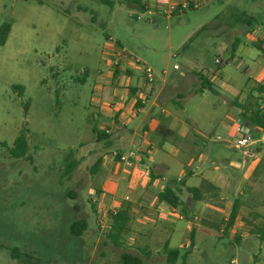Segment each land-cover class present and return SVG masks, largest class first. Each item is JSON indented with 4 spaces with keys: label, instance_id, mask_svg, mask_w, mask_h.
<instances>
[{
    "label": "rangeland",
    "instance_id": "rangeland-1",
    "mask_svg": "<svg viewBox=\"0 0 264 264\" xmlns=\"http://www.w3.org/2000/svg\"><path fill=\"white\" fill-rule=\"evenodd\" d=\"M187 3L192 9L164 17V7L147 0H0V28L9 30L0 46V264H121V254L141 264H264L263 144L259 167L248 183L241 182L243 196L233 201L232 191L221 193L225 202L195 217L192 239L185 227L194 217L178 211L168 220L165 229L172 234L164 237L178 252L173 262H166L161 243L146 226L133 223L119 235L108 223L99 227V204L102 211L117 212L127 195L123 190L117 200L105 197L106 163L118 151L127 158L129 149L115 142L108 147L111 137L96 141L92 129L102 134L111 122L97 110L111 102V92L120 100L117 91L135 88L142 66L152 70L153 94L141 100L146 107L154 102L156 123H142L152 132L142 139L139 128L135 145L154 148L146 153L148 168L163 160L172 167L168 175L176 177L187 167L193 174L212 170V159L241 161V151L230 145L238 113L264 114L260 85L252 82L253 66L264 59L248 38L264 27V0ZM247 20L249 26L242 22ZM235 40L240 45L230 58ZM117 55L132 62L130 74ZM201 78L216 95L199 93ZM115 82L117 88L103 86ZM140 119L121 125L135 127ZM171 119L176 131H184L183 140L179 132L170 136L159 130H171ZM19 137L27 149L17 159L10 152ZM200 155L204 161L198 163ZM68 157L79 168L65 179ZM98 160L101 166L92 174ZM88 189L95 203L86 196ZM183 203L185 210L194 205L190 197ZM232 206L236 217L225 230ZM76 207L73 220L86 223L79 239L69 232L70 215L64 212Z\"/></svg>",
    "mask_w": 264,
    "mask_h": 264
},
{
    "label": "crops",
    "instance_id": "crops-1",
    "mask_svg": "<svg viewBox=\"0 0 264 264\" xmlns=\"http://www.w3.org/2000/svg\"><path fill=\"white\" fill-rule=\"evenodd\" d=\"M186 1L187 0H147V2H150V4L155 3V5L158 4V6L161 5L164 8L168 5L179 6L181 3ZM261 30H258V32H256L252 36H248V38L251 37L253 39V42H251V46L254 48L255 46H257L258 49H255L261 54L264 59V27ZM236 41L237 43L235 44H237V48L235 50V53L240 45L238 40H235L234 42ZM253 67L252 82L264 87V62L259 66L254 65ZM125 69L130 74L128 65H125ZM116 84L117 82H115L114 84L104 83L103 86L112 89V87L117 88ZM116 94L121 95L123 98L118 100L113 97L114 93L111 92V102L108 104H102L97 110V113H102L104 114V116H106L104 118L105 121H111L110 123H107L108 126H110V130L108 129V127H106L107 129L105 128V132H107V134H105L104 132L107 137L109 136L107 140L111 137V141L107 142V146L109 147L110 145H112V142H115L120 146H125L127 148V151L129 149V154H133L134 156H136L137 161L131 160V168L126 170L123 166L119 165L116 162L117 160L111 161L109 159V162L106 163V172L104 174V179H101V183L103 186L101 188H104V192L106 195L105 197L111 199V201L118 199L116 195L118 192L126 190L127 193L125 194L127 195H124L123 199L126 197L128 201L122 202V198H120L121 202H119L120 204L118 203V210L116 212L123 213V218L126 220L125 228H128L129 225H133V223L138 226H146L145 229H151L150 231L156 234L158 241L162 245V248L164 246H167V250L169 251L171 250L169 246L170 239H168L169 237L164 236L168 234V232L172 234V229L166 230L165 227L168 223V220L173 216V214L181 211L184 212V214L188 215L190 219L191 217H194L193 219H191V226L185 227V233L190 234L193 231V227L196 226L195 223L192 222L196 221L195 217H198L197 214L199 212L201 215L205 213V211H210L213 206L216 205L217 201H226V199L220 198L221 193L228 195V193L232 191L233 201L243 196V194L240 192L241 182L248 183L254 171L257 170L260 162L262 161L260 146L262 144L264 145V132L246 124V128L251 133L253 139L249 146L250 148L247 150L248 155L245 156L241 151V157H243V160L241 161H236L233 158L220 159L219 161L212 159L209 164L210 166H213L212 170H210V168H207L203 171H200L198 174H193V171L187 169V167L183 175L181 174L176 177H171L168 174L172 167L167 164L166 161H159L151 168H148L145 165L146 153H153L152 150H154V148L152 147V145H150L149 148H145L144 145L142 146V143L140 145H135L136 139L138 138L139 128H141L142 139H146L147 133L152 132L148 130L146 126L141 127L142 123L145 120L151 123H156V121L151 117L153 106H155L154 102L146 107V102L144 104L141 100L143 98L142 96L144 95H147V97L145 98H148L150 95H152L153 89L145 85L140 78V81L135 88H127L126 93L124 89H120L116 92ZM160 94V91L157 92L154 95L153 100L155 101L156 97H158ZM140 100L141 104L138 105L136 101ZM135 104L139 108H134ZM239 114L240 113H238V116L241 117L242 114ZM138 117H141V119L135 127H127L129 125H121L123 123V120H126L125 122H127V119L136 120ZM170 121H174L175 123L176 120L171 119ZM176 126L177 125L175 123L174 127L171 128V130L161 128H159V130L163 132V135L167 134L170 136H173L175 132H179L180 134H177V137L180 140H183L185 138L184 131H182V129H177L176 131ZM157 132L159 131H156L155 133L157 134ZM232 136L233 131H231L230 134L231 141ZM230 145H232V142H230ZM158 148H160L158 149L159 152L167 155L163 146H159ZM132 149L134 151H132ZM233 150H235L234 147ZM115 154H117V156H122V153L120 151L115 152ZM200 156L201 157L197 160L198 163L204 161V156ZM68 160H70V163L74 165L70 174H63L65 179H69L73 174L74 169L79 168L77 167V163L75 160L73 161L69 157L67 158V161ZM246 160H250L251 164H247ZM101 161L99 167L101 166ZM215 164H220L222 167H217ZM194 177H197L198 179L194 180L193 185H191L190 181H192ZM164 189H169L171 190V192H173L177 200L176 207L172 208L164 203L158 202L157 195L163 192ZM188 190H195L196 193L194 194V197L191 193L187 192ZM86 196L89 197L88 199H90L93 203H95V199L92 198V190L88 189L86 192ZM66 197L75 198L76 196L72 193H67ZM188 197L192 198L194 205H192V208L185 210L183 201L187 200ZM98 203L99 202H97V204ZM195 204L201 206H198V208L197 206H195ZM227 207V204H224V210L227 209ZM96 209L95 210L98 214V217L101 215V213L111 210L107 209L102 211L100 209V204ZM64 212L65 214L70 215V222L67 221L69 232L70 228L75 223L84 222L82 219L76 221L73 220L75 219V214H79V210L77 207L73 210L66 208L64 209ZM84 224L86 230V223L84 222ZM108 224H110L111 226V220L108 222ZM197 228L206 229L205 227H199L198 225ZM82 234L78 237V239L82 236Z\"/></svg>",
    "mask_w": 264,
    "mask_h": 264
},
{
    "label": "trees",
    "instance_id": "trees-1",
    "mask_svg": "<svg viewBox=\"0 0 264 264\" xmlns=\"http://www.w3.org/2000/svg\"><path fill=\"white\" fill-rule=\"evenodd\" d=\"M190 10L192 9L191 4H187L186 9L182 10V12H184L185 10ZM175 13H178L177 10L171 14L172 16H174ZM243 24H245L246 26L250 25V20L247 21H242ZM8 27L7 26H3L0 28V46H3L7 35H8ZM237 43L234 42L233 45L231 46V50H230V58L233 57L235 50L237 48ZM256 49H258L257 46H255ZM226 65V64H225ZM208 92L211 95H216L215 91L213 90V86L212 84H210L209 82L206 81V79L201 78L200 82H199V93L202 92ZM258 93L260 96H264V87L260 86ZM242 120L245 122V124L250 125L253 128H257L261 131L264 132V114L259 112V111H255L253 113H247V114H242L241 115ZM92 133H94L97 137H96V141L97 142H101L104 139H107V135H105L104 133L102 134H96L95 129H92ZM14 149L10 152L11 156L13 158H23L25 156L26 153V142L22 137H19L18 139L15 140L14 144H13ZM73 165L70 162H67L66 167H65V172L64 175H68L71 173L72 169H73ZM100 165V161L98 160L95 165L93 166L91 173H95L96 170L99 168ZM188 193H191L194 197V194L196 193L195 190H188ZM157 200L159 203H164L172 208L176 207L177 205V200L173 194V192H171V190L169 189H164L163 192H161L160 194L157 195ZM236 217V209L234 206H232L231 208V213L229 216V219L226 223V227L225 230H229L235 220ZM125 222L126 220L123 218V213L119 212L116 214L115 217L111 218V226L110 229L114 232H116L117 235L121 234L123 232V230L125 229ZM85 230V224L84 222H78L75 223L71 228H70V233L78 238ZM192 233H190L191 235ZM261 240L264 241V235L260 236ZM114 238L112 237V240ZM191 239H192V235H191ZM164 252L166 253V257L165 260L166 262H173V260H176L177 256H178V252L175 250H167V246L163 247ZM119 261L121 264H141L140 259L133 257L129 254H122L119 257Z\"/></svg>",
    "mask_w": 264,
    "mask_h": 264
},
{
    "label": "built area",
    "instance_id": "built-area-1",
    "mask_svg": "<svg viewBox=\"0 0 264 264\" xmlns=\"http://www.w3.org/2000/svg\"><path fill=\"white\" fill-rule=\"evenodd\" d=\"M187 1L181 3L179 6L176 5H168L167 7L164 8V11L161 13L164 17H169L171 14H173L176 10L177 12H182V10L186 9L187 6ZM193 8L195 9L196 6L194 5ZM117 61L122 62L124 65H131L132 62H130L129 60L122 58L120 55L116 56ZM134 65H138L139 63H137L136 61L133 62ZM216 64H218L217 61H215ZM117 63L114 64V66H116ZM141 79L143 81V83L147 86L152 85L153 83V73L152 70L148 67L142 66L141 69ZM105 134H107V132H105ZM252 135L249 132V130L246 128V124L242 119H238L234 131H233V136H232V145L234 147L235 150L238 151H242L243 154L245 156L248 155V148L252 142ZM216 142L219 141V139L217 138L215 140ZM110 160L114 161L117 160L116 162L123 166L126 170H128L129 168H131L132 164L130 163L131 160L133 161H137L136 156H134L133 154H129L126 157L124 156H115L114 154L110 156ZM124 202H127L128 199L124 198L123 199ZM173 213V211H172ZM116 211L115 210H108L107 212L101 213V215L99 216V227L100 229L103 228V224H107L111 218L116 216ZM108 219V220H107ZM177 220H181V217H179ZM108 225V224H107ZM108 228V227H107Z\"/></svg>",
    "mask_w": 264,
    "mask_h": 264
}]
</instances>
